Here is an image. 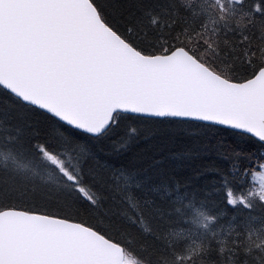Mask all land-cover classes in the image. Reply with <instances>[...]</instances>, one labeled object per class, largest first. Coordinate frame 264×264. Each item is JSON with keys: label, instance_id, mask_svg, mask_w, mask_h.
Returning a JSON list of instances; mask_svg holds the SVG:
<instances>
[{"label": "snow or ice", "instance_id": "obj_1", "mask_svg": "<svg viewBox=\"0 0 264 264\" xmlns=\"http://www.w3.org/2000/svg\"><path fill=\"white\" fill-rule=\"evenodd\" d=\"M0 264H264V0H0Z\"/></svg>", "mask_w": 264, "mask_h": 264}]
</instances>
